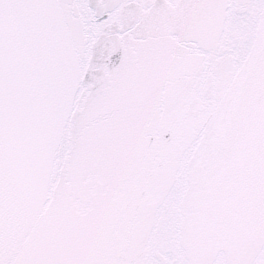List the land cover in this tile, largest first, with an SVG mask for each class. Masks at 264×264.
<instances>
[{"label":"snow or ice","instance_id":"obj_1","mask_svg":"<svg viewBox=\"0 0 264 264\" xmlns=\"http://www.w3.org/2000/svg\"><path fill=\"white\" fill-rule=\"evenodd\" d=\"M0 264H264V0H0Z\"/></svg>","mask_w":264,"mask_h":264}]
</instances>
